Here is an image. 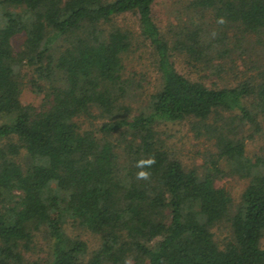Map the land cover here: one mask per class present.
<instances>
[{
    "label": "trees",
    "instance_id": "1",
    "mask_svg": "<svg viewBox=\"0 0 264 264\" xmlns=\"http://www.w3.org/2000/svg\"><path fill=\"white\" fill-rule=\"evenodd\" d=\"M157 1L0 0V264H264V0H174L167 22ZM139 41L157 80L133 106Z\"/></svg>",
    "mask_w": 264,
    "mask_h": 264
},
{
    "label": "rangeland",
    "instance_id": "2",
    "mask_svg": "<svg viewBox=\"0 0 264 264\" xmlns=\"http://www.w3.org/2000/svg\"><path fill=\"white\" fill-rule=\"evenodd\" d=\"M174 0H158L157 1V13H160L163 21L167 22L169 13L167 11V5L171 6ZM171 19L173 17H170ZM120 23L122 25L129 26L133 30H137L135 18L131 15H126L120 19ZM23 37L19 36L13 39L12 43L15 49H18L19 45L22 43ZM142 41H139L138 48L135 49L132 53L129 54L125 61L126 70H125V78L128 81V84L131 87L132 96L135 97L133 100H129L128 102L132 103L133 106H137L136 103L142 102V100L148 95L157 80V74L154 71L151 65V57L150 52L144 48L141 44ZM178 67L184 73L190 72L192 74L193 69L189 66L186 68L183 64L178 62ZM24 102H29L34 100V95L30 92H25L23 96ZM137 101V102H136ZM139 102V105L141 104ZM172 125L168 127L170 129ZM189 125L187 122L179 124L177 126H173L168 133L176 134L177 136L174 138L178 148L181 149L182 153L186 156V161H194L200 162L202 160L201 155L198 154V151H204L205 146L203 145L204 140L196 139L194 133L189 130ZM252 147V144L250 145ZM218 186H225L228 188L233 197L238 200L242 189L244 188V184L242 181L238 180L237 177H229L217 182ZM83 238L88 242L89 249L92 251L97 247V237L90 232H83ZM262 244L264 245V237L262 240ZM46 248L45 241L43 238H40L38 241V249L40 252L38 255H43V252Z\"/></svg>",
    "mask_w": 264,
    "mask_h": 264
},
{
    "label": "clouds",
    "instance_id": "3",
    "mask_svg": "<svg viewBox=\"0 0 264 264\" xmlns=\"http://www.w3.org/2000/svg\"><path fill=\"white\" fill-rule=\"evenodd\" d=\"M218 24H224L226 23V20L224 17H219L217 19ZM217 35L216 32L212 33V36L215 37ZM156 163L154 157H149L147 159H140L136 162V167L140 169V171L137 172L136 174V179L137 180H148L150 178V173L146 171L145 169L151 168L154 164ZM124 264H131V259L126 258L124 261Z\"/></svg>",
    "mask_w": 264,
    "mask_h": 264
}]
</instances>
